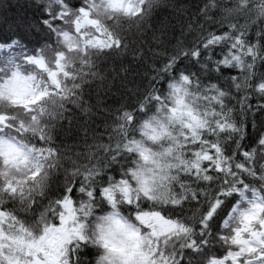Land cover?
Returning <instances> with one entry per match:
<instances>
[{"label": "clouds", "instance_id": "9594fccd", "mask_svg": "<svg viewBox=\"0 0 264 264\" xmlns=\"http://www.w3.org/2000/svg\"><path fill=\"white\" fill-rule=\"evenodd\" d=\"M2 214L62 264H264V0H0Z\"/></svg>", "mask_w": 264, "mask_h": 264}, {"label": "snow or ice", "instance_id": "6c2138e0", "mask_svg": "<svg viewBox=\"0 0 264 264\" xmlns=\"http://www.w3.org/2000/svg\"><path fill=\"white\" fill-rule=\"evenodd\" d=\"M2 214L0 219L3 218ZM242 223L244 225L243 231H249L251 222L256 220V216L249 210L242 214ZM264 226V221H261ZM23 230V229H22ZM253 237L259 239L260 233L252 232ZM71 237L65 235L63 237H56L52 239L48 236L46 230L45 234L34 240L25 241L22 236H10L0 231V261L2 264H62L61 257L65 252V245L70 242ZM8 241V243H4ZM264 243V241H261ZM233 243L248 245L249 241L241 239V233L237 232ZM8 248L10 251L5 254L4 249ZM247 251H254L252 247H248ZM20 253L21 255H17ZM25 257V258H22ZM212 264H217L215 260Z\"/></svg>", "mask_w": 264, "mask_h": 264}]
</instances>
